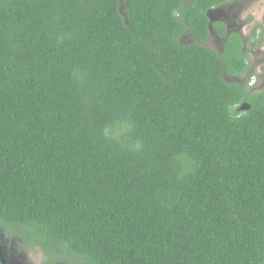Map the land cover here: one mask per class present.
<instances>
[{"label": "trees", "instance_id": "obj_1", "mask_svg": "<svg viewBox=\"0 0 264 264\" xmlns=\"http://www.w3.org/2000/svg\"><path fill=\"white\" fill-rule=\"evenodd\" d=\"M231 1L0 0L7 235L52 263L264 264V85L223 79L238 35L204 45Z\"/></svg>", "mask_w": 264, "mask_h": 264}, {"label": "flooded vegetation", "instance_id": "obj_2", "mask_svg": "<svg viewBox=\"0 0 264 264\" xmlns=\"http://www.w3.org/2000/svg\"><path fill=\"white\" fill-rule=\"evenodd\" d=\"M250 1L251 0H248V3ZM247 8H248V4H246V0H232L231 2L223 3L222 5L218 6L217 8H214V9H211V10L207 11V17L209 19H211L213 21V23H218V24L224 26L225 34L224 35H218L215 31H213V34H211V32H210V37L204 43V45H206V44L209 45V43H211V44L214 43L212 45L215 47V50L221 51L219 53H222L226 39L230 35L236 34V35H238L241 38V40L243 42V46H242L243 58L247 59L246 58V52L244 51L245 42L243 40L244 38L242 36V32H239L237 30L239 28L241 30V28L243 27V22H241L240 19L236 18V17H239L240 14L242 12H244V10L247 9ZM227 14H230V16H227ZM255 27H253L249 37H246L247 38V43H249L250 47L251 46L253 47L254 45H257L255 43L251 42V39H250V37L252 36V32H253ZM260 34H262L261 43H260V44H262V42L264 41L263 31ZM185 39H187L188 40V44H190L191 40H190V37H189L188 34L183 35L180 38V41L182 43H186ZM258 46L260 47L261 45H258ZM210 49H212V48H210ZM258 51H260V50H258ZM262 60L264 61V56H262ZM246 62H247V60H246ZM248 73H249V69L247 70L246 73H244V74H242L240 76H232V75H229V74L228 75L232 78V80H238V78L242 77L243 80H244L242 83H239V82H233V83L243 84V83L246 82L245 80L247 79L246 77H247ZM250 78H251V80H250V83H249V87H253L252 85H254L255 82H256L255 81V75L251 76ZM29 247L36 248V249L39 250V248H37V247H34L32 245H29V244H26L18 236H9V235H7L5 229L0 224V264H20L18 262V259H20V255H19L21 253L20 251L21 250H26ZM17 251H18V253H17ZM41 253L45 257V259L40 264H63L62 261H56V262L52 263L51 261H49L48 257H46L43 254V252H41Z\"/></svg>", "mask_w": 264, "mask_h": 264}, {"label": "rangeland", "instance_id": "obj_3", "mask_svg": "<svg viewBox=\"0 0 264 264\" xmlns=\"http://www.w3.org/2000/svg\"><path fill=\"white\" fill-rule=\"evenodd\" d=\"M246 4H248V8L245 9L244 12H242L239 17H236L237 19H240L241 22H243V27L241 28V30L240 28L237 30L239 32H242V36L244 38L243 39L245 42L244 51L246 52V58H247L246 60L249 69L248 74H250L251 76L255 75L256 82L252 86L255 90H260L264 85V61L262 60V56H264V41L262 42V44H260L261 45L260 47L258 45H254L253 47L252 46L250 47L249 43H247L246 37H249L253 27L255 26L259 27L257 30L258 33H261L263 31L264 34V0H251L249 3L248 0H246ZM227 16H230V14H227ZM190 40H191L190 43L196 42L191 37ZM185 42L188 44L187 39H185ZM212 44L209 43V45L206 44L205 46L215 50V47ZM222 76L223 79L229 83H233V82L242 83L244 81L242 77L238 78V80H232V78L226 73H224ZM250 80L251 78L249 79V83ZM20 252H21L19 254L20 259H18V262L20 264H40L45 259L42 253L36 248L29 247L28 249L21 250Z\"/></svg>", "mask_w": 264, "mask_h": 264}, {"label": "water", "instance_id": "obj_4", "mask_svg": "<svg viewBox=\"0 0 264 264\" xmlns=\"http://www.w3.org/2000/svg\"><path fill=\"white\" fill-rule=\"evenodd\" d=\"M213 23V21L211 19H209V30L211 32V34L213 33V29H212V26L211 24ZM245 109V105L241 107V110H244Z\"/></svg>", "mask_w": 264, "mask_h": 264}]
</instances>
